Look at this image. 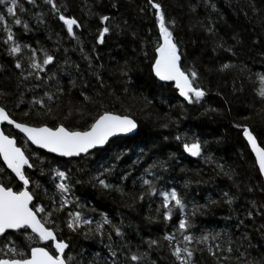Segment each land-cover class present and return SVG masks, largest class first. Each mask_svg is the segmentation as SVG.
<instances>
[{
  "label": "trees",
  "instance_id": "1",
  "mask_svg": "<svg viewBox=\"0 0 264 264\" xmlns=\"http://www.w3.org/2000/svg\"><path fill=\"white\" fill-rule=\"evenodd\" d=\"M55 2L81 25L74 28L77 40L67 36L45 0H35L33 4L17 0L26 11L20 12L17 7L15 16L28 24V31L23 24H13V17L4 10L6 6H0V15L5 16L19 42L42 47L55 56V62L46 67L47 74H56V79L47 85L35 78L22 81L14 59L6 54L0 41V106L14 120L30 125L54 127L63 123L83 130L98 112L108 110L130 115L138 129L133 135L114 138L104 148L61 158L35 148L11 126L3 125V132L14 137L36 165L26 168L33 181L29 190L35 194V203L48 212L52 200L58 201L50 175L51 169L58 168L69 175L73 199L95 210L88 211V216L96 220L99 213H104L113 224L121 225L123 238L111 233L112 243L141 245L144 238H159L165 231L172 233L179 218L175 211L174 219L167 224L162 218L155 222L145 219L155 214L158 196L133 202L142 190L140 177L148 178L144 169L155 164L151 171L159 177L156 186L161 190L174 187L190 212L194 205L216 201L190 216L193 235L220 233L215 241H208L213 255L208 254L205 245L195 246L193 264H242L249 257L264 259V183L242 131L243 126H248L264 146V101L256 95L259 83L254 75L264 73V0H155L162 5L166 19L175 21L172 30L182 70L195 69L197 84L205 91L201 102L193 104L178 95L173 83L160 82L151 73L150 61L154 59L159 32L148 0ZM36 13H40L39 19ZM100 16H108L109 21L101 24ZM104 26L112 30L103 43L97 44L99 29ZM209 28L211 32L206 31ZM2 29L0 24V35ZM229 48L231 51L226 50ZM225 63L233 67L221 70ZM122 68L127 75H122ZM37 83L40 87L32 89ZM57 87L60 92H56ZM44 91L54 94L42 110L46 112L50 107L51 112L37 115L27 101ZM178 135L207 141L203 154L193 157L184 152L182 144L186 141L176 140ZM105 168L110 172L104 173ZM97 173L121 191L94 186L91 178ZM0 183L17 191L22 186L7 171L0 173ZM224 193L232 197L231 204L225 202ZM71 210L70 205L53 218L60 224L58 238L69 244L66 254L74 258L72 264H104L109 229L105 226L103 238L72 233L63 226ZM248 212L253 215L249 217ZM146 247L143 245L141 250ZM216 247L221 250L217 252ZM225 248H231V252L223 251ZM49 251L55 250L49 245ZM241 252L247 255L238 260ZM149 258L157 264H176L167 248L152 249Z\"/></svg>",
  "mask_w": 264,
  "mask_h": 264
},
{
  "label": "snow or ice",
  "instance_id": "2",
  "mask_svg": "<svg viewBox=\"0 0 264 264\" xmlns=\"http://www.w3.org/2000/svg\"><path fill=\"white\" fill-rule=\"evenodd\" d=\"M28 3L33 4L35 0H28ZM45 3L51 6L53 14L62 22L67 36L72 40H77L78 37L74 28L81 27L78 20L61 11L55 0H45ZM148 3L151 5L150 11L154 10L155 23L159 32L153 49L154 59L150 61L151 73L160 81L174 82L179 96L188 104L201 102L205 96V91L197 84L199 79L197 71L195 69L185 71L180 66L181 55L172 30L175 21L166 19L160 3L155 2V0H148ZM0 6H6L4 10L10 17H13V24H23L25 31H28V24L15 16L14 9L17 7H19L20 12L26 11L18 5L17 0H0ZM115 6L114 4L113 7ZM253 10L255 11V9ZM36 16L39 19L40 13H36ZM107 21H109L108 16H100L101 24H105ZM0 24L3 25L0 41L5 45L6 54L14 59V67L20 71L21 80L35 78L36 81H42L45 85L55 80L56 74H47L46 67L55 62V56L42 47L34 48L30 44L19 42L4 15H0ZM111 30L109 26L101 27L96 43H103V38ZM206 31L211 32L212 29L209 28ZM226 50L231 51L230 48ZM81 53L84 54L83 49H81ZM84 59L88 60L89 65H91V60L87 54H84ZM230 67L233 65L225 63L221 66V70ZM121 71L122 75L128 74L123 68ZM254 75L259 83V88L255 90L256 95L261 101H264V73L256 72ZM97 79L100 77L97 76ZM39 87L40 84L37 83L32 86V89ZM60 91L61 89L57 87L56 92ZM81 95L84 94L81 93ZM20 96H24L23 91L20 92ZM53 98V93L44 91L42 95H33L27 103L37 115H48L51 112L50 107L47 108L46 112H42V110L46 108V101H52ZM84 99L88 100L89 98L84 96ZM20 103L21 101L18 100L17 104ZM36 106L39 108L37 109ZM24 115L27 116L29 113L25 112ZM0 122H7L8 125L18 129L32 145L64 157L76 156L81 153L87 154L90 149L105 145L110 137L133 132L138 127L137 122L130 115L117 114L108 110L98 112L83 130L69 128L63 123H57L54 127H49L44 123L39 126H32L11 118L8 110L3 106H0ZM163 126L166 127V125ZM236 127H240V125H236ZM242 131L247 146L255 156L259 175L264 177V146L258 143L256 136L248 126H243ZM181 139L186 141L182 144L184 152L193 157L203 154V148L207 141L201 142L198 137L179 135L176 137L178 141ZM119 158V156L116 157V159ZM37 159L41 158L37 157ZM0 161H2L0 173L7 171L10 177H14L22 185L17 191L13 187L0 183V264H72L74 258L71 254H66L69 244L64 239L58 238L56 233L60 230V224L53 218L70 205L73 210L67 212L63 221V226L70 232L83 234L85 238L92 235L103 238L105 226L109 229L108 240L110 243L104 264H157L156 261L149 258L150 251L154 248H167L176 264H193L196 245H205L208 254H214L213 248L208 247V241L210 238L215 241L220 233L213 235L204 232L199 236L193 235L190 216L201 211L208 204H215L216 201L208 200L206 205H194L190 212L184 198L174 187L161 190L156 186V180L159 177H154L151 171L156 166L155 164L144 169V174L148 178H144L143 175L140 177L142 190L138 196L134 197L133 202L143 200L145 197L158 196L160 201L156 205L155 214L146 215L145 219L155 222L162 218V221L167 224L174 219L175 211H178L179 218L176 219L172 233L165 231L159 238H144L141 245L133 246L130 242L120 245L112 243L111 233H115L118 238H123L121 225L113 224L104 213H99V219L96 220L88 216V211L95 210L86 208L79 199H73L69 175L65 171L58 168L50 170V175L53 178L52 183L56 189L54 195L59 197L58 201L57 199L52 200V209L46 212L40 203H35V194L29 190V185L33 184V181L26 174V168L33 169L36 165L31 162L32 158L26 155L24 148L17 146L16 140L3 131H0ZM103 172L109 173L110 169L105 168ZM100 177L101 173H97L91 178L94 186L98 185L103 190H111L115 187L116 191H121L118 185L113 186ZM123 179L124 177H121V180ZM36 186L39 187L40 185L37 184ZM223 195L227 197L225 202L231 204L232 197L228 193ZM247 215L251 217L253 214L248 212ZM82 229H86V231L82 232ZM33 244L37 246H32ZM49 245L55 250L54 252L49 251ZM143 245L147 247L142 251ZM215 250L219 252L221 249L216 247ZM223 251L231 252V248H225ZM246 255V253L241 252L237 259L239 260L240 257ZM242 264H264V259L256 261L249 257Z\"/></svg>",
  "mask_w": 264,
  "mask_h": 264
},
{
  "label": "water",
  "instance_id": "3",
  "mask_svg": "<svg viewBox=\"0 0 264 264\" xmlns=\"http://www.w3.org/2000/svg\"><path fill=\"white\" fill-rule=\"evenodd\" d=\"M155 77V76H154ZM156 78V77H155ZM158 81H160L158 78H156ZM160 82H165V83H173V85H174V87H175V84H174V82H172V81H160ZM178 92V91H177ZM179 95V94H178ZM182 98V97H181ZM183 99V98H182ZM118 114V113H117ZM18 122V121H17ZM3 125H8L7 124V122H0V131H3L2 130V126ZM8 126H11V125H8ZM32 126H39V125H32ZM48 126V125H47ZM14 130H16L17 132H19V130L18 129H15L13 126H11ZM50 127V126H49ZM137 129H138V127H137ZM137 129H135V130H133V132H130V133H127V134H117V135H115V136H113V137H110L109 138V141L105 144V145H103V146H98V147H96V148H93V149H90L89 150V152H91V151H93V150H95V149H101V148H104L111 140H113L114 138H117V137H125V136H130V135H133V134H135L136 133V131H137ZM21 135H23V133H21V132H19ZM7 135V134H6ZM24 136V135H23ZM14 138V137H13ZM25 139H26V137H24ZM15 139V138H14ZM27 140V139H26ZM30 144H31V142L30 141H28ZM247 142V141H246ZM32 145V144H31ZM18 146V145H17ZM32 146H34L35 148H38V149H41V150H43V151H45V152H47V153H50V154H53V155H55V156H57V157H61V158H72V157H77V156H79V155H84V153H81V154H79V155H76V156H71V157H64V156H60L59 154H57V153H51V152H48L46 149H43V148H39L38 146H36V145H32ZM249 150L251 151V149L249 148ZM188 154V153H187ZM189 155V154H188ZM253 155V158H254V160H255V156H254V154H252ZM2 162V161H1ZM258 168V167H257ZM262 180H263V183H264V177H262Z\"/></svg>",
  "mask_w": 264,
  "mask_h": 264
}]
</instances>
